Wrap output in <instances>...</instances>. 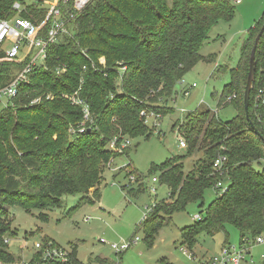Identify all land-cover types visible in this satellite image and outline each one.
Masks as SVG:
<instances>
[{
	"label": "trees",
	"instance_id": "trees-1",
	"mask_svg": "<svg viewBox=\"0 0 264 264\" xmlns=\"http://www.w3.org/2000/svg\"><path fill=\"white\" fill-rule=\"evenodd\" d=\"M11 2L4 0L3 5ZM233 9L232 0H92L87 5L72 38L48 49L45 66L34 70L16 107L0 109V260L13 261L4 244L6 236L14 235L5 226L8 207L47 212L60 209L63 197L75 195L80 203L99 201L106 166L120 156L108 149V142L118 136L152 135L141 112H169L176 83L204 60L200 51L211 30L220 21L230 22ZM263 24L264 13L248 30L239 64L230 71L220 98L222 105H234L238 115L221 122L208 109L187 113L178 129L187 155L198 153L199 159L186 174L180 158L148 172L159 170L158 182L168 189L169 203L161 209L169 217L202 201L217 180L226 189L216 190L205 216L183 231L189 245L200 233L228 237L227 226L241 237L264 230V169L253 167L264 161V106L255 99L264 90V33L256 49L248 112L243 105L250 52ZM10 67L16 68L0 53V87L10 79ZM75 92L89 107L83 132L81 107L64 98ZM48 94L53 100L46 99ZM232 95L235 99L226 102ZM35 98L40 101L29 105ZM19 113L22 123L9 128ZM218 158H224L219 173L213 169ZM154 215L136 229L147 227Z\"/></svg>",
	"mask_w": 264,
	"mask_h": 264
},
{
	"label": "rangeland",
	"instance_id": "rangeland-1",
	"mask_svg": "<svg viewBox=\"0 0 264 264\" xmlns=\"http://www.w3.org/2000/svg\"><path fill=\"white\" fill-rule=\"evenodd\" d=\"M235 1L232 0V20L220 21L211 30L210 41L202 47L200 54L204 60L176 83L168 102L169 112L164 114L163 110L155 109L141 116L152 135L148 138L121 137L129 140L122 152L112 150L109 147L111 140L108 142V149L120 156L106 166L98 202L80 203V196L75 195L63 197L60 209L47 212L33 210L27 213L17 205L8 207L5 226L14 235L6 236L4 244L13 261L31 259L33 244L43 238L54 241L62 248L75 249L76 260L82 264H95L97 261L109 264H200L217 255L224 244L232 247L240 244L245 236L241 237L234 227L227 226L228 237L222 233H200L195 243L189 245L183 238V231L194 225V216H205V210L216 198V190H206L202 201L188 204L184 210L169 217L164 213L166 209H161L169 201L167 187L158 182L159 170L148 175L152 167L159 168L176 158L182 160L186 174L199 159L200 154L188 156L187 149L179 147V139L183 137L178 128L187 113L198 108L208 109L221 122L231 121L238 115L234 105H222L220 98L230 82V69L239 64L244 35L263 16L264 0ZM208 57L213 61H208ZM10 69L11 73L15 70L14 67ZM192 85L195 86L191 88ZM48 95L49 100H53V96ZM20 114L13 116L9 128L22 123ZM85 123L80 122L83 131ZM124 151L128 152L127 155L123 154ZM253 167L261 171L264 161L253 164ZM130 176H134L135 180H131ZM152 178L157 181L152 183ZM150 187L155 189L154 193L148 190ZM148 208L151 209L144 218ZM152 213L155 215L151 223L136 229ZM100 239L104 243H100ZM135 239L138 241L121 254H115L111 249V245L121 246ZM261 251L262 248H255L254 254L258 255ZM8 262L12 261L0 260L1 264Z\"/></svg>",
	"mask_w": 264,
	"mask_h": 264
},
{
	"label": "built area",
	"instance_id": "built-area-1",
	"mask_svg": "<svg viewBox=\"0 0 264 264\" xmlns=\"http://www.w3.org/2000/svg\"><path fill=\"white\" fill-rule=\"evenodd\" d=\"M9 7L3 5L0 0V53L6 61L16 66L10 79L0 87V109H14L16 101L21 96L22 88L29 86L30 77L36 68L45 66L48 49L55 44L72 38L73 30L76 28V19L92 0H11ZM239 3L240 0H236ZM31 8L34 10L31 12ZM99 64L105 66L104 60L100 59ZM63 70V69H62ZM125 68L120 69L123 73ZM195 85H192L193 88ZM187 95L188 92H183ZM232 95L226 99L231 102L235 99ZM64 98L71 104L80 106L83 113V123L90 120L88 105L80 99L77 92L72 95H65ZM49 99V95L46 97ZM256 101L264 106V90L256 93ZM40 101V98L33 99L29 105L33 106ZM146 116V111L141 112ZM159 117V116H157ZM83 125V124H82ZM83 132V129H79ZM123 136L111 139L110 148L116 152H122L129 144V140L122 139ZM179 147L187 148L183 139H179ZM224 158H218L213 164L215 172H220V164ZM135 180L134 176H130ZM143 181V179H142ZM157 180L152 178L151 182ZM220 180L214 184L213 189L221 193L223 188ZM151 193L155 192L153 187L148 188ZM151 208L144 215L149 214ZM200 216H194L193 220H199ZM138 239L122 244L121 246L111 245L115 254H121ZM100 243H104L102 239ZM262 248L258 254L254 249ZM33 257L31 259H19L6 264H82L76 260L75 249H65L58 246L54 241L43 238L32 246ZM186 254L185 250H181ZM1 264V263H0ZM95 264H109L106 261ZM200 264H264V230L256 236H245L237 247L225 244L219 253L211 258L202 261Z\"/></svg>",
	"mask_w": 264,
	"mask_h": 264
},
{
	"label": "water",
	"instance_id": "water-1",
	"mask_svg": "<svg viewBox=\"0 0 264 264\" xmlns=\"http://www.w3.org/2000/svg\"><path fill=\"white\" fill-rule=\"evenodd\" d=\"M264 33V24L261 27L259 33L257 34L253 47L250 52V57H249V66H248V73H247V78H246V84L244 88V93H243V105H244V110L245 112H248L249 109V102H250V94L251 91L253 90V84L255 81V73H256V49L258 47L259 41L261 36ZM246 118L248 120V115H246ZM252 126V124L250 123ZM257 134V131H255Z\"/></svg>",
	"mask_w": 264,
	"mask_h": 264
},
{
	"label": "crops",
	"instance_id": "crops-1",
	"mask_svg": "<svg viewBox=\"0 0 264 264\" xmlns=\"http://www.w3.org/2000/svg\"><path fill=\"white\" fill-rule=\"evenodd\" d=\"M247 35H248V31H247L246 34L244 35L245 37H244V39H243L242 45H243L245 39L247 38ZM208 41H210V40H208ZM204 45H205V44H204ZM241 49H242V46H241ZM240 57H241V51H240ZM207 60L210 61V62L213 61L212 59H210V57H208ZM237 66H238V65H237ZM237 66H236V67H237ZM236 67H235V68H236ZM235 68L230 69V71L233 70V69H235Z\"/></svg>",
	"mask_w": 264,
	"mask_h": 264
}]
</instances>
